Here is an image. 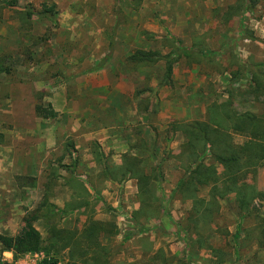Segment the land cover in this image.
Here are the masks:
<instances>
[{
	"label": "rangeland",
	"instance_id": "obj_1",
	"mask_svg": "<svg viewBox=\"0 0 264 264\" xmlns=\"http://www.w3.org/2000/svg\"><path fill=\"white\" fill-rule=\"evenodd\" d=\"M51 5L52 19L42 13ZM27 11L33 15L27 17ZM137 50L170 56L171 83H164V58L153 63L130 59ZM0 60L1 66L11 68L10 73L0 72V233H18L23 218L36 213L34 226L42 237V251L18 258L0 252V262L264 264L259 232L264 166L257 171L261 193L250 211L239 212L234 194L221 200L213 222L196 225L202 240L195 231L178 234L177 224L184 221L192 201L171 199L184 172V157H179L186 140L184 125L205 120L207 107L229 96L238 112L264 114V0H0ZM98 72L125 82L130 95L114 92L112 79L93 89ZM37 105L51 107L56 116H39ZM172 106L191 110L196 119H168ZM129 108L135 114L129 115ZM116 109L122 115L117 132L107 127L114 125ZM101 137L133 139L129 150L143 154L144 170L151 173L159 166L162 175L153 181V202L167 216L147 219L143 224L148 231L129 239L125 230L132 224L127 215L139 208L137 182L101 176L103 166L93 148L108 155L110 165L119 164L124 154L103 149L97 140ZM44 143L55 148L46 158ZM74 157L70 173L62 165L73 164ZM198 195L208 198V188ZM45 196L62 212L51 214L43 204ZM131 198L138 208H130ZM91 219L116 227L99 237L105 250L88 247L82 238ZM59 229L62 237L55 235ZM74 233L83 248L66 244Z\"/></svg>",
	"mask_w": 264,
	"mask_h": 264
},
{
	"label": "trees",
	"instance_id": "obj_2",
	"mask_svg": "<svg viewBox=\"0 0 264 264\" xmlns=\"http://www.w3.org/2000/svg\"><path fill=\"white\" fill-rule=\"evenodd\" d=\"M54 8V5L44 7L42 13L52 19L55 14ZM32 15V11L26 12L27 17ZM161 58L165 59L164 83L170 84L173 62L170 56L161 57L158 52L152 50H137L130 56V59L148 63ZM10 71L9 66H1L0 60V72L10 73ZM35 111L43 118L56 116V112L51 107L37 105ZM152 131L153 137L150 140L152 147L149 148L151 154L154 152L156 139V130L152 129ZM182 131L186 140L180 146L179 157H184V160L182 159L184 172L171 192V199H189L192 201V207L184 221L177 224L178 234L180 232L186 235L192 234L196 230V225L212 223L219 213L221 200L231 194L235 196L239 212L242 215L249 212L253 200L261 193L256 186V178L259 167L264 166V114L238 112L232 97L229 96L228 99L207 107L205 120L186 124L182 127ZM236 135L243 136V142H236L234 138ZM141 149L144 150V148ZM93 156L103 166L101 176L105 180L117 181L119 178L135 179L137 182L139 208L127 215V220L132 225L125 230L126 239L136 233L147 232L148 229L143 224L147 219H159L161 215L167 216V212L164 209L161 211V207L153 202L155 196L153 181H159L162 178L159 166L151 173H147L142 166V159L134 155L124 153L121 156V162L113 165L107 162L108 155H103L101 151H95L94 148ZM76 162L77 158L74 157L73 164H64L62 168L73 173ZM203 188H208V198L198 195ZM43 204H47L51 214L62 212L50 203L46 196ZM37 218L36 213H28L23 218L24 225L18 233L14 235L0 233V252H12L14 257L18 258L28 253L42 251V237L34 226ZM259 222V232L264 238V217H261ZM106 224L111 226L110 230L105 229ZM106 224L93 219L89 220L82 229V238L84 237L88 247L94 245L96 248L105 250L100 245L99 237L102 233L113 232L116 228L112 223ZM158 226L161 224L159 223ZM63 232L60 229L55 230V235L62 237ZM194 234L198 241L202 240L198 231ZM66 244L83 248L80 244L84 243L74 233ZM55 262L45 261V264ZM0 264H7V262L3 261Z\"/></svg>",
	"mask_w": 264,
	"mask_h": 264
},
{
	"label": "crops",
	"instance_id": "obj_3",
	"mask_svg": "<svg viewBox=\"0 0 264 264\" xmlns=\"http://www.w3.org/2000/svg\"><path fill=\"white\" fill-rule=\"evenodd\" d=\"M125 28V27H123ZM113 60H118V59H113ZM114 65V64H113ZM94 76H96L98 78V81L97 82H94L91 84V86L93 87V89H95V86H104V85H107V82H105L107 79H112L110 76L111 74H107V73H102V72H98L97 74H95ZM115 80V81H114ZM114 81L113 85L115 86L114 87V92H118V94L120 95H123V96H126V95H130V86H128L125 82L121 83V82H117V77L113 78L112 79V82ZM130 85V84H129ZM128 92V93H127ZM69 109H71V107L69 106ZM132 109V107H131ZM130 108L129 110L127 111V113L130 114H135V111H132ZM166 109V108H165ZM203 109L201 108L199 110V113L202 111ZM116 111V115H114L115 117V123L114 125L112 124H109L108 123V126L109 128H114L117 132V129L121 128L122 125H121V118H122V115L119 113L118 109L115 110ZM165 116L164 113L162 114V117ZM159 120L161 119L160 117V114H159ZM168 119H176V120H184L185 121H190V120H193V119H196L194 116H193V112L191 110H188V111H185V110H177L175 108H171V111L169 112V114L166 116ZM202 117V116H201ZM186 118V119H185ZM123 120V119H122ZM162 121V120H161ZM99 126H102V127H105V125H99ZM116 135V134H115ZM179 139V140H178ZM182 139V138H181ZM99 144L103 147V149H107V150H112L113 154H116V155H119L121 153H125V152H129L133 155H136V156H139L142 158L143 154L142 153H139V151H131L129 150V144L133 143V139L131 140H128L127 142L126 141H121L119 139H109V140H106L105 137H101V138H98L97 139ZM177 140L175 143L178 145L179 143H181V140H180V137H178V133H177ZM57 147V146H55ZM77 148L80 147L79 144L76 145ZM55 148H54V145H51L50 143L46 144L44 143V157L43 158H46L48 154L51 153V151H53ZM87 152V154L89 155L90 152H89V149L87 148L85 153ZM115 155V157H116ZM129 186L131 184V186L133 187V190L134 192H136V187H135V183L133 181H129ZM130 201V208L131 209H136L138 208V203L135 202V200H133L132 198L129 200Z\"/></svg>",
	"mask_w": 264,
	"mask_h": 264
}]
</instances>
